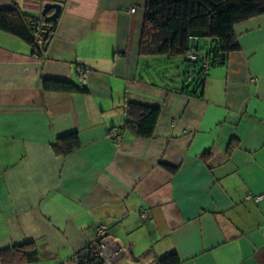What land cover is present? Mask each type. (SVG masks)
<instances>
[{
	"label": "crops",
	"instance_id": "0c3cea01",
	"mask_svg": "<svg viewBox=\"0 0 264 264\" xmlns=\"http://www.w3.org/2000/svg\"><path fill=\"white\" fill-rule=\"evenodd\" d=\"M145 2L0 0L36 19L61 6L41 53L0 31V253L33 243L40 258L12 264H74L99 225L112 264H264V199L246 200L264 195V14L195 90L181 58L139 56ZM130 103L160 110L152 138L122 128ZM72 133L79 147L56 154Z\"/></svg>",
	"mask_w": 264,
	"mask_h": 264
},
{
	"label": "trees",
	"instance_id": "16d2710c",
	"mask_svg": "<svg viewBox=\"0 0 264 264\" xmlns=\"http://www.w3.org/2000/svg\"><path fill=\"white\" fill-rule=\"evenodd\" d=\"M264 14V0H146L144 19L139 43V56L143 58L182 59L184 71L192 75L194 89L203 85V78L213 67L224 66L231 53L239 51L234 34L237 24ZM36 18L23 14L14 4L10 10H0V31L10 34L41 53L51 37L54 25L47 35L41 34L43 44L34 40L33 25ZM207 42L206 53L200 52L198 43ZM195 54L198 61H190L188 54ZM206 65V67H205ZM183 83L184 89L190 87ZM44 91L62 93H86L84 86L77 88L71 83L43 80ZM160 115L158 108L139 104L127 105L123 129L131 130L137 138H152ZM79 147L77 134L58 138L53 146L56 154L67 156ZM79 252L74 264H103L96 256L97 243ZM4 264L34 263L39 261L38 249L26 243L5 249L0 253ZM177 254H169L156 264H179Z\"/></svg>",
	"mask_w": 264,
	"mask_h": 264
},
{
	"label": "built area",
	"instance_id": "2783aa9c",
	"mask_svg": "<svg viewBox=\"0 0 264 264\" xmlns=\"http://www.w3.org/2000/svg\"><path fill=\"white\" fill-rule=\"evenodd\" d=\"M130 12L133 13L134 10H131ZM34 40L35 43L39 46L43 44L41 32L39 31V29L35 31ZM34 57L35 59H37L36 55ZM187 57L189 58L190 61H198V57L193 53L188 54ZM87 74L88 71L86 69L80 71V76L83 82H85L87 78ZM263 199H264V195L248 196L246 198L247 201H252L254 203H259ZM95 236H96V240L98 241L96 256L102 261L103 264H112L116 260L120 251L118 249L119 248L118 245H116L109 239L107 234V229L103 225H99L96 227Z\"/></svg>",
	"mask_w": 264,
	"mask_h": 264
},
{
	"label": "water",
	"instance_id": "95a60500",
	"mask_svg": "<svg viewBox=\"0 0 264 264\" xmlns=\"http://www.w3.org/2000/svg\"><path fill=\"white\" fill-rule=\"evenodd\" d=\"M53 11L52 15H48ZM61 12L60 4H45L43 6L40 16L37 18V22L33 25L35 31L39 29L41 34L47 35L49 32V25L55 24Z\"/></svg>",
	"mask_w": 264,
	"mask_h": 264
},
{
	"label": "rangeland",
	"instance_id": "374dc122",
	"mask_svg": "<svg viewBox=\"0 0 264 264\" xmlns=\"http://www.w3.org/2000/svg\"><path fill=\"white\" fill-rule=\"evenodd\" d=\"M181 63H182V60H181ZM182 64H184V63H182Z\"/></svg>",
	"mask_w": 264,
	"mask_h": 264
}]
</instances>
